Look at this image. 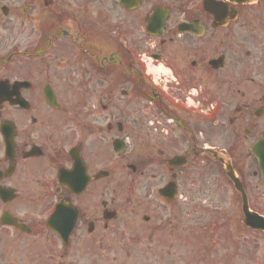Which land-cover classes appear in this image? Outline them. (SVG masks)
Instances as JSON below:
<instances>
[{
	"label": "flooded vegetation",
	"instance_id": "af4514ba",
	"mask_svg": "<svg viewBox=\"0 0 264 264\" xmlns=\"http://www.w3.org/2000/svg\"><path fill=\"white\" fill-rule=\"evenodd\" d=\"M263 161L264 0H0V264H157Z\"/></svg>",
	"mask_w": 264,
	"mask_h": 264
},
{
	"label": "rangeland",
	"instance_id": "374dc122",
	"mask_svg": "<svg viewBox=\"0 0 264 264\" xmlns=\"http://www.w3.org/2000/svg\"><path fill=\"white\" fill-rule=\"evenodd\" d=\"M234 220L239 221V218L234 215ZM202 222L203 225H207L209 217H202ZM237 226V224L233 226V234L234 232L238 234L236 239L231 244L219 246L211 256L207 255L205 251H201L200 245L198 251L194 245H184V249H175V253H172L171 256L157 254V264H264V234L246 233L242 229L238 232L236 231ZM202 233L204 237L208 231L204 229ZM214 235L215 240L218 241L219 233ZM202 242L209 244L207 240H202ZM214 246L212 243L210 247Z\"/></svg>",
	"mask_w": 264,
	"mask_h": 264
},
{
	"label": "water",
	"instance_id": "95a60500",
	"mask_svg": "<svg viewBox=\"0 0 264 264\" xmlns=\"http://www.w3.org/2000/svg\"><path fill=\"white\" fill-rule=\"evenodd\" d=\"M244 210H245V223L247 226H252V228L258 230H264V218L259 217L256 213H252L251 211L247 210V203L246 199L244 202Z\"/></svg>",
	"mask_w": 264,
	"mask_h": 264
}]
</instances>
